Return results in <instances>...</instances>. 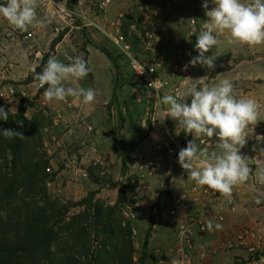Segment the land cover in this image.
Here are the masks:
<instances>
[{"label":"rangeland","instance_id":"374dc122","mask_svg":"<svg viewBox=\"0 0 264 264\" xmlns=\"http://www.w3.org/2000/svg\"><path fill=\"white\" fill-rule=\"evenodd\" d=\"M59 1L62 0H54ZM122 1L118 0V3ZM37 2L38 21L44 23H37L33 28L29 26L30 31H34L37 36L36 40L33 37L27 43H22V33L14 32L7 19L0 16V44L3 46L0 50V101L11 112H16L22 100H26L25 115L30 120L25 128L30 145L26 156L30 161L33 154L34 161L40 162L39 158H42L43 165L39 170L34 169L35 172L29 171L32 177L23 181L18 189L15 187L19 183L14 184L8 198L3 196L2 201L0 199V221L3 222V227H0V243L9 246L19 243L21 246V250L14 254L8 264H87L90 250L101 248L96 242L92 225V218L97 212L108 220L114 233L111 245L107 247L108 253L101 252L92 261L93 264H116L115 258L120 254L126 256V253L131 254L134 264H140L139 257L143 252V264H186L180 262V255L176 252L174 242L177 240L172 243L162 241V236L166 238L171 234L163 235L165 229L154 230L157 211H154L153 203L156 197L152 199L151 208L146 214H141L140 211L137 218L132 220L125 216L120 204L124 195L122 197L115 191L120 183V175L132 171L137 175L136 155L154 151L160 145L161 153L157 157L167 162L165 144L169 135L177 136L181 141L186 134L178 121L167 118L161 123L158 120L161 113L154 96L137 85L129 70L128 58L115 46L110 35H115L117 30L123 33L132 55L157 61L160 75L172 80L170 71L177 64L179 39L184 37L186 21L191 12L198 20L207 22L205 9L202 8L203 0H132L133 6L122 7L126 11L132 10L125 18L122 17L124 20L116 15L112 16L111 23L118 24L112 28L110 26L114 24L103 20L105 14L99 8L97 0H63L61 5L67 9L68 14L63 8L62 15L49 12L54 6L49 0ZM242 2L248 3L249 0ZM3 4H6V0H0V5ZM214 6L209 2L208 10ZM74 9L79 15L70 12ZM95 15H100L94 18L96 23L93 21ZM56 27L59 28L58 31ZM147 31L153 32L155 37L151 49H145L141 42V37ZM62 32L64 34L61 39L64 35L67 36L62 45L63 51L60 50L61 47H55L57 42L54 41ZM212 52L219 54L215 67L208 69L195 65L191 73L192 79L187 87H182L181 96L194 84L211 87L227 78L233 83L237 98L254 99L258 104V112H263L264 45L234 43L230 32L225 30L218 35V45L205 55H211ZM90 54L94 59L100 56L110 60L113 71L110 82H95L89 72L82 80L69 79V86L94 89L96 99L93 103L85 104L82 96L49 102L43 95L44 103L40 101V88L37 87L38 81H33L34 74L29 70L31 66L39 65L36 68L39 73L43 71L49 57H56L69 64L75 57H83L87 61ZM22 85L26 87L24 92L21 90ZM18 86H22L18 92L10 93V89H18ZM45 90L46 88L41 94ZM113 92L116 94L115 99ZM36 96L37 99H34ZM187 100L190 102V97ZM2 136L1 134L0 176H5L10 183L13 175L12 156L6 143H2ZM262 175L264 152L259 177V188L264 194ZM4 188L0 183V192ZM163 188L164 193H159L161 195L166 194L165 185ZM90 192H95V195L89 205L87 199ZM22 199L28 203V215L23 214L19 208ZM259 199H255L259 201L256 207L264 206V197ZM42 208H46L50 215L59 214L50 221V225L56 220L61 221L55 228L50 249L46 244H38L36 241L39 238L26 233L19 225L26 218H38L37 212H41ZM88 213L90 221L85 220ZM228 216L224 217L223 222H226ZM9 224L11 226L7 227ZM249 224H234L224 237L214 241V247L222 252L216 263L221 259V264H260L257 260L264 256V247H257L249 252L248 247L241 245L244 255L229 258V254L236 248H228L227 240L232 238L235 230ZM132 228L136 230V234L132 232ZM147 234L148 244L144 249ZM182 247L181 244V250ZM133 248L134 251L130 252ZM196 250L200 254L201 248L197 246ZM3 260L5 257L0 256V261ZM193 261L192 264L203 262L196 254Z\"/></svg>","mask_w":264,"mask_h":264},{"label":"clouds","instance_id":"9594fccd","mask_svg":"<svg viewBox=\"0 0 264 264\" xmlns=\"http://www.w3.org/2000/svg\"><path fill=\"white\" fill-rule=\"evenodd\" d=\"M209 2L215 5L210 10ZM37 7V0H6V4L0 5V16L23 32L29 26L44 23L38 21ZM202 8L208 19L196 36L195 49L198 54L189 60V65L199 64L213 69L219 54H205L218 45V35L225 30L230 32L234 43L264 45V0H249L248 3L242 0H203ZM38 66L33 65L29 70L38 81V88L47 85L44 92L47 101H66L68 97L81 96L85 104L95 101L94 89L65 85L71 78L82 80L89 74L90 68L83 57H75L69 64L49 57L43 71L39 73L36 72ZM136 72L142 73L143 67ZM187 97H190V102ZM161 103L169 105L167 111H162L158 118L161 123L171 118L179 122L186 134H192L195 138L199 139L202 135L217 138L216 146L220 151L210 156L195 140H189L178 153V163L198 185L230 199L233 187L247 181L249 177L250 169L240 149L247 143L248 129L259 121L257 102L251 98H237L233 83L225 78L211 87L194 84L179 100L174 95H165ZM10 110L6 111L0 106V120L7 121ZM0 134L8 140L25 138L22 132L12 128L0 130ZM257 140H264V136L257 137ZM193 161H199L198 168H194ZM261 181L264 182V175ZM222 227V224H214L212 220L206 222L208 231L222 230Z\"/></svg>","mask_w":264,"mask_h":264},{"label":"built area","instance_id":"2783aa9c","mask_svg":"<svg viewBox=\"0 0 264 264\" xmlns=\"http://www.w3.org/2000/svg\"><path fill=\"white\" fill-rule=\"evenodd\" d=\"M54 4V0H49ZM106 5L105 1L99 2V8L103 9ZM63 9V8H62ZM205 22L198 20L195 15L192 14L188 17L185 25L184 37L179 39V47L177 52V63L174 68H171L170 75L173 76L172 80L166 76H162L159 73V64L157 61L149 60L145 57L134 56L129 51V46L126 43V39L123 33L117 30L115 35H110L111 40L115 43V46L119 48L122 53L128 58L127 64L134 80L140 88H143L154 96L156 100L159 112L167 111L169 105L162 104L161 98L165 95L171 94L178 98L181 96L183 88L187 87L189 81L192 79L191 73L195 66L189 65V60L198 54L195 49L196 36L199 35V30L202 28ZM193 27L196 31L193 32ZM14 32L22 33L20 41L27 43L33 37L35 38L34 31H30V27L27 31H20L12 26ZM33 28V26H31ZM155 37L153 32L147 31L141 37L142 45L145 49H151ZM178 41V39H177ZM143 67V72L138 73L140 67ZM169 75V71H168ZM170 77V76H169ZM162 85V87H158ZM183 87V88H182ZM70 105V102L68 103ZM261 106V105H260ZM259 121L253 128H249V136L247 137L246 145L240 149V154L245 157L246 163L250 169L249 177L247 181L239 183L233 187L231 198H225L224 196L216 193L206 186H200L188 176L185 171L178 163V153L182 148H185L189 140H195L199 144L202 150H205L210 156L212 153H218L220 149L217 145V138H208L201 136L195 138L192 134H186L183 140L177 139V136L169 135L165 148L167 150L168 161L164 162L163 158L157 156L161 153V146L155 148L153 151L146 153H139L137 158V167L135 170L138 171L135 175L132 171L126 172L120 175L119 184L115 188L116 193L124 198L123 202L120 203L123 206V212L125 216L136 219L139 212L142 210V198L146 194L147 190V178L157 170L161 169L163 165L168 163L169 173L179 174L188 180L187 191L184 194L179 195L175 201L174 206L170 210V215L173 217L169 220V223L176 225L177 210L186 211V214L181 220L184 221L180 224L182 231L181 244L182 253L187 259L196 257L199 260L204 258L203 249L197 254L196 247L194 245V231L191 224H195L201 231H205L206 223L198 215L196 211H192L197 205L198 199L203 200L207 206V213L214 216L213 220L222 221L227 213H236L237 207L241 204L245 206L248 201H255V199L264 197V194L259 188V177L262 173V161L264 152V140H257V137L264 136V111L259 112ZM135 156V157H136ZM99 160V159H97ZM164 162V163H163ZM194 168L199 167V161H193ZM186 197L190 200L185 202ZM112 203H115L113 201ZM154 211H158L157 208L153 207ZM264 230L258 223L254 225L244 226L237 233L235 232L232 238L228 239L226 246L228 248H234L237 245L249 244L252 238L262 233ZM132 232L136 234V230L132 228ZM261 238V236H259ZM252 242V241H251ZM261 244V243H260ZM256 250L253 249V251ZM259 261H264L263 257Z\"/></svg>","mask_w":264,"mask_h":264},{"label":"crops","instance_id":"0c3cea01","mask_svg":"<svg viewBox=\"0 0 264 264\" xmlns=\"http://www.w3.org/2000/svg\"><path fill=\"white\" fill-rule=\"evenodd\" d=\"M62 1L54 2V6L52 9H50L49 12H51V13L56 12V13L62 15V8L65 9V7L61 5ZM102 1L106 2L105 7L103 9H101V10H103L102 12H104V14H105V15H103L104 16L103 20L107 23L114 24V25H111L110 28H112V26L118 25L115 22L111 23L110 19H112V16L116 15V17H121V20H124L122 17L124 16V18H125V16H127L130 13V11H132V10L126 11V8L124 10L122 7L134 5L131 2L132 0H123L122 2H119V3H118V0H97V3L102 2ZM138 1H142V0H138ZM119 4L121 6H118ZM55 6L57 8H60V9H57ZM65 10H66V14H68L67 9H65ZM70 12L79 15V13L76 12L75 9L70 11ZM125 13H127V14H125ZM96 16L99 17L100 15H95L93 17L94 22L96 21L94 19ZM64 17H65V15H64ZM90 20H91V18H90ZM55 29H57L56 31L59 30V28H57V27ZM66 37L67 36L64 35L63 39L57 41V43L55 44V47H57V48L61 47L60 50L63 51L62 45H63V42L66 39ZM36 38H37V36L35 35L34 40H36ZM2 49H3V46H1V44H0V50H2ZM0 61H1V55H0ZM87 63H88V66L90 68L91 75L94 78L95 82H97L98 80H103V81L109 80V82H110L113 71L111 70L112 66H111V62L108 58H100V56H98L97 58L94 59L92 57V54H90L87 58ZM8 79H12V78H8ZM69 83H70V80L66 81L65 85L69 86ZM22 86H18V89H16V88L10 89L11 92L10 91L9 92L10 93H16L20 90V87H22ZM25 88H26L25 86H23V88H21V90H23L22 92L25 91L24 90ZM43 95L44 94H40V96H41L40 101H42V103H44V101L42 100ZM164 185H165V189H166V194L161 195V197L159 199L158 211H157V214L155 215V225H153L154 230L161 231V229H165L163 235L164 234H171V236L166 237V238H164V236H162L163 238H161V240L166 241L168 243H172L173 240H177L176 242H174V244H176L175 245L176 252L180 255V262L181 263L186 262V264H192L194 262L193 260L195 259V257H193L192 259H187L186 257H184L182 250H181V242H183V240H182V231L180 228V224L184 221V219L181 220V218H183L185 216L186 211L184 212V211H180L178 209L177 210V216L175 218L176 219V225H172L169 223V220L173 217L172 215H170V210L174 206L175 199L179 195L184 194L187 191L188 180L179 174L169 173L168 163H166V165H163L161 167V169L152 173L148 177L146 196L143 197L144 201L142 202L141 214L142 213L146 214L148 212V210H150L152 199H154L155 197L160 195L159 193H161V191L164 189L163 188ZM189 201H192V200H190L188 197H186L185 202H189ZM258 202L259 201H257V200L256 201H248L245 206H242L240 204L236 209L237 210L236 213H234V214L227 213L229 216L226 219V222H223L224 220H222V221L213 220L214 216L207 213V211H206L207 206L203 200L198 199L196 201L197 205L193 208L192 211H196L198 213V215L205 221V223L208 220H212L214 224L220 223L223 225L222 230H215L214 229L212 231L207 230L205 232H202L195 224H191L193 231H194V235H195L194 244L196 245V247L198 246L199 248L203 249V252L205 250V252H204L205 255H204V258L202 259V261H203L202 264H221L223 262L220 259L216 263V259L218 257H221L222 252L219 250V248L214 247V245H215L214 241L224 237V235H226L227 230H229V231L232 230L234 224H240V225L242 224L243 225L245 223H250V224L258 223L259 225L264 227V206L256 207ZM263 230H264V228H263ZM235 232L237 233L236 230H235ZM263 232L256 235L254 238H252V240H251L252 242L250 241L249 244H246L243 246L245 248L248 247L249 252H253V249H255L257 247L258 248L264 247V233ZM259 236H261V238H259ZM152 237H154V236H152ZM168 238H170V239H168ZM251 244H252V246H251ZM162 246H163V244H162ZM240 246L237 245L235 247L236 249L233 250L229 254V258H231L233 256H243L244 255V249H240ZM205 259H208V261ZM263 259H264V256H263ZM205 261H207V262H205ZM257 261L260 264L264 263V261H262V262L259 260H257ZM246 264H253V263L249 262Z\"/></svg>","mask_w":264,"mask_h":264},{"label":"trees","instance_id":"16d2710c","mask_svg":"<svg viewBox=\"0 0 264 264\" xmlns=\"http://www.w3.org/2000/svg\"><path fill=\"white\" fill-rule=\"evenodd\" d=\"M64 32L60 33L56 38L55 42L59 41ZM40 70V68H38ZM38 70V72H39ZM31 78H28L30 80ZM33 81H36L35 79ZM47 88V85L45 87L40 88L38 92V96L43 92V90ZM34 97V99H37V97ZM115 92H113V98L115 99ZM26 100L23 99L21 102L20 107L16 112H11L9 115V119L7 121L0 120V128L3 129L12 128L17 131L22 132L24 135V139L20 138H13L12 140L6 139L4 136H2V143H6V148L9 150L12 160V169H13V175L10 183L6 180L5 176H0V183H2L5 188L3 192H0V199L2 201V197L6 196L7 198L11 195V189L14 184L19 183L15 189H18L23 181L26 179L32 177V174L30 175V172H35L34 169L39 170L42 165V158H39V161H34V154L32 155V160L30 161L28 157L26 156L27 152L30 150V145H28V141L26 139L25 134V128L30 123V120L26 117ZM0 106H3L5 110L8 109L4 106V104L0 101ZM116 111H118V108H116ZM17 121H20V124H17ZM1 135V134H0ZM4 139V140H3ZM45 163V162H44ZM10 192V193H9ZM161 193H164L161 191ZM95 195V192H90L89 197L87 199L88 204L90 205L92 203L93 197ZM161 197V194L155 198V201L153 203V207L158 209V202ZM19 208H21V211L23 214L28 215L29 214V206L28 203L23 201V199L20 202ZM43 210L41 212H37L38 218L32 219H24L19 223V225L23 228V230L28 234H34V236H37L39 239H37V243L40 245H47L48 249L51 247V243L54 240L55 235V228L57 224H59L61 221L54 222L50 225V221L55 218V216H59L58 213H52L51 215L46 212V208H42ZM40 214V215H39ZM89 213L86 214L85 220H88L90 217ZM78 217H81V215H78ZM63 220V218H60V220ZM90 221V219H89ZM108 220L104 219L102 217V214L100 212H97L96 215H94V219L92 218V225L94 226V235L97 244H99V247L101 248H93L88 253L89 255V261L87 264H93L92 261H95V257H99L101 252L108 253V246L111 245L112 235L114 232L111 231ZM11 224H9L7 227H10ZM0 227H3V222L0 221ZM108 238V239H107ZM110 238V239H109ZM148 234L145 237L143 248L145 249L146 245L148 244ZM96 244V245H97ZM21 250L20 244L11 245L9 246L6 243H0V256H4L5 260L0 261V264H8V261L11 260V258L14 256V254ZM134 251V248L131 249L130 252ZM121 252V251H120ZM142 256L139 257V260H141L140 264H143V257L145 256V252H143ZM127 255L124 256L123 254H120L117 258L116 264H134L135 262L132 260L131 254L126 253Z\"/></svg>","mask_w":264,"mask_h":264}]
</instances>
